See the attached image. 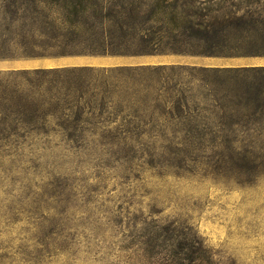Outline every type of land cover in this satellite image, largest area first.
I'll return each mask as SVG.
<instances>
[{
  "label": "rangeland",
  "instance_id": "374dc122",
  "mask_svg": "<svg viewBox=\"0 0 264 264\" xmlns=\"http://www.w3.org/2000/svg\"><path fill=\"white\" fill-rule=\"evenodd\" d=\"M81 1L93 22L94 10L221 0ZM9 60L0 88L19 92L0 94V264H159L156 235L172 233L216 264H264L263 108L67 95Z\"/></svg>",
  "mask_w": 264,
  "mask_h": 264
},
{
  "label": "trees",
  "instance_id": "16d2710c",
  "mask_svg": "<svg viewBox=\"0 0 264 264\" xmlns=\"http://www.w3.org/2000/svg\"><path fill=\"white\" fill-rule=\"evenodd\" d=\"M86 10L81 0H66L54 8L33 1L0 0V59L151 53L264 56V0L181 7L164 3L142 16L134 9L106 13L101 9L92 11L93 22L81 19ZM21 74L62 81L67 95L72 90L80 94L90 90L110 96L120 88L141 100H171L179 110L191 104L205 107L209 101L220 109H264V64L42 66ZM184 74L189 81L183 80ZM89 82H94L92 87ZM8 92L14 95L19 90L0 88V94ZM156 240L161 242L156 244L162 252L159 264H216L197 239L192 242L172 233L164 241L158 234Z\"/></svg>",
  "mask_w": 264,
  "mask_h": 264
},
{
  "label": "crops",
  "instance_id": "0c3cea01",
  "mask_svg": "<svg viewBox=\"0 0 264 264\" xmlns=\"http://www.w3.org/2000/svg\"><path fill=\"white\" fill-rule=\"evenodd\" d=\"M26 66H114L139 64L188 63L201 65L264 64V56H221L181 53L123 54H69L20 59ZM10 61L0 59V62ZM2 66V65H0Z\"/></svg>",
  "mask_w": 264,
  "mask_h": 264
}]
</instances>
